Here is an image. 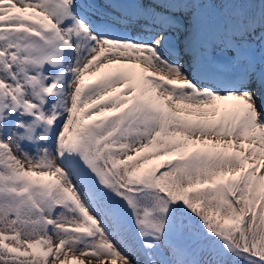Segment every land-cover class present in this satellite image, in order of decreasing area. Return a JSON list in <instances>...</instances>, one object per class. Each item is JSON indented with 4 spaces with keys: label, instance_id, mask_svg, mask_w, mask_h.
<instances>
[{
    "label": "snow or ice",
    "instance_id": "snow-or-ice-1",
    "mask_svg": "<svg viewBox=\"0 0 264 264\" xmlns=\"http://www.w3.org/2000/svg\"><path fill=\"white\" fill-rule=\"evenodd\" d=\"M0 264H264V0H0Z\"/></svg>",
    "mask_w": 264,
    "mask_h": 264
},
{
    "label": "rangeland",
    "instance_id": "rangeland-1",
    "mask_svg": "<svg viewBox=\"0 0 264 264\" xmlns=\"http://www.w3.org/2000/svg\"><path fill=\"white\" fill-rule=\"evenodd\" d=\"M94 77H87L86 76V80L85 82H89L90 79H93ZM160 161L158 159H148V160H145L143 161L145 167H151L153 164H157L159 163Z\"/></svg>",
    "mask_w": 264,
    "mask_h": 264
}]
</instances>
